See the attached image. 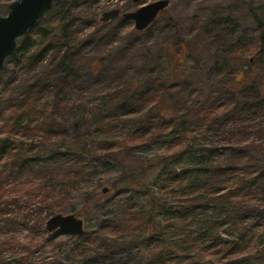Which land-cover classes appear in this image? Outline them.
<instances>
[{
    "label": "trees",
    "instance_id": "1",
    "mask_svg": "<svg viewBox=\"0 0 264 264\" xmlns=\"http://www.w3.org/2000/svg\"><path fill=\"white\" fill-rule=\"evenodd\" d=\"M53 1L10 56L12 84L22 90L23 99L0 122V202L20 199L25 205L61 212L69 204L71 191L89 176L90 166L82 147L41 151L36 142L57 135L54 115L59 102L67 94L78 93L85 77L95 78L79 68V61L90 66L88 57L82 60L79 53L103 25L95 8L99 0ZM226 1L210 8L198 36L224 29L226 36L234 37L236 47L243 39L247 44L242 53L253 58L252 67L244 63L240 71L217 56L196 58L191 55V49H196L192 44L185 63L197 72L192 84L159 77L163 66L157 65L149 68L139 84L109 95V105L118 108L110 126L129 127L123 136L122 131L117 134L127 151L146 149L152 141L166 144L168 151L144 168L131 162L126 166L117 154L121 149L107 156L120 168L121 177L109 183L115 194L120 191V209L128 191H145L147 213L133 230L153 263L166 255V264H203L198 254H190L209 249V261L216 258L214 264H264L263 253L254 251L252 243L264 231V0H239L243 9L239 19L225 15L230 3ZM81 7L93 8L92 13ZM91 27L97 29L95 33ZM179 90L189 95L187 103L176 109ZM166 102L169 116L164 112ZM86 116L88 112L79 120ZM78 129L77 123L73 131ZM21 178L25 179L16 182ZM113 220L103 222L95 234L65 237L77 250L97 242L102 234L116 240L122 229L115 228ZM2 221L31 229L12 211ZM62 236L41 241L53 247L62 244ZM32 246L28 249L13 237L0 239V248L13 251L27 248L30 254Z\"/></svg>",
    "mask_w": 264,
    "mask_h": 264
},
{
    "label": "rangeland",
    "instance_id": "2",
    "mask_svg": "<svg viewBox=\"0 0 264 264\" xmlns=\"http://www.w3.org/2000/svg\"><path fill=\"white\" fill-rule=\"evenodd\" d=\"M15 1L18 0H0L1 17H7L9 6ZM155 1L159 0H139L137 3L133 0H99L95 8L100 12L99 20L101 15L107 11L119 9L121 14H126ZM223 1L169 0L167 8L141 33L134 30L133 20H125L121 15L106 24L101 23L103 26L98 31L99 35L93 37L79 53V58L82 60L88 57L90 66H86L83 61L78 62L83 73L92 72L95 78L91 80L85 77L78 93L69 97L67 94L65 101L59 102L54 115L59 127L57 135L52 139H40L36 142L41 151L47 149L64 151L69 147H82L84 160L90 166L89 176L81 182L77 190L71 191L68 196L69 204L63 206L61 212L54 208L44 209L25 205V202L20 199H10V202L6 204L1 201L0 239L13 237L28 249L31 243L34 246L31 247L30 254L27 248H19L17 251L11 248H0V264H166L168 260L166 255L158 263H153L147 258L148 254L137 243L139 234L133 230L138 221L140 220L141 223L147 213L145 191L143 189L137 192L128 191L126 193L128 204L125 202V197L124 208L120 209L118 205L123 200L120 191L115 194L109 185L112 180L121 177L120 168L107 157L113 151L121 149L117 151V154L122 155L121 158L125 165L131 162L135 167L144 168L146 163H149L148 161L157 160L168 153L166 144L152 141L146 149L127 151L126 145L117 141V134L122 131L123 136V133L128 132L129 127L110 126L109 123L117 114L118 108L116 104L109 105V95L123 87L139 84L146 79L149 68L157 65L163 66L159 77L178 78L181 85L192 84L197 78V72L185 66L186 52L192 44L196 51L190 47L191 55L196 58L208 60V58L213 59L217 56L234 66L233 69L240 71L245 67L244 63L251 66L253 58L250 59L247 54L242 53L247 44L243 39L236 47L234 37L226 36L224 29H219L215 35L198 36L200 22L206 21L211 7H216ZM227 1L230 3L227 9L228 14L225 13V15L236 19L242 17L243 9L238 4L239 0ZM92 9L80 8L87 14H91ZM92 29L93 33L97 30ZM13 65L14 62L9 58L0 72V122L2 120L5 122V117L9 116V110L21 104L23 99L22 90H17L12 84ZM172 70H175L178 75L176 72H170ZM216 77L214 74L210 76L214 80ZM201 80L203 84L206 83L204 78ZM177 95L176 109H181V104L187 103L189 94L187 90H179ZM165 106L164 112H167L169 104L166 102ZM87 112L89 116H86L84 120H79ZM169 115L168 111L167 116ZM77 123L79 129L75 133L73 127ZM115 144H119V148L113 147ZM24 179H16V182L19 183ZM104 189L107 192L103 193ZM130 206L133 207L130 208ZM11 211L15 216H19L20 221L29 223L31 229L24 230L19 226L2 221L4 214ZM61 214H74L80 219L83 222V234H95L103 222L113 219L114 227H119L122 231L121 234L118 231L119 235H115L116 240L102 234L97 242L90 244L84 250H77L65 236L61 237L63 239L61 245L45 246L41 241L43 237L60 236L57 234L58 231H52L51 234L45 231L47 220L54 215ZM260 234L256 243L254 244V241L252 243L254 251L258 250L264 255V231ZM32 240L33 242L29 243ZM110 244L111 246L108 247ZM208 250H194L190 255L198 254L196 258L203 264H214L216 258L209 261L211 258L208 256L210 254L207 253Z\"/></svg>",
    "mask_w": 264,
    "mask_h": 264
},
{
    "label": "water",
    "instance_id": "3",
    "mask_svg": "<svg viewBox=\"0 0 264 264\" xmlns=\"http://www.w3.org/2000/svg\"><path fill=\"white\" fill-rule=\"evenodd\" d=\"M138 1L133 0L134 3ZM53 2V0H18L10 4L7 17L0 16V72L6 60L15 53L17 41L26 36L41 17L48 13ZM168 5L169 0H159L126 14H121L119 9H114L103 13L99 21L106 24L121 15L125 20H133L134 30L141 33L156 20V17ZM105 192H107L106 189L103 193ZM45 231L48 234H51L52 231H58L57 234L60 236H79L84 232L83 222L74 214L54 215L47 220Z\"/></svg>",
    "mask_w": 264,
    "mask_h": 264
}]
</instances>
